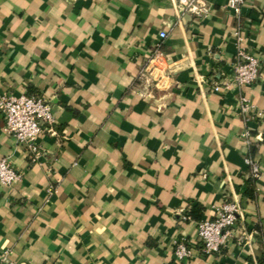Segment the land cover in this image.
Here are the masks:
<instances>
[{"label":"crops","instance_id":"1","mask_svg":"<svg viewBox=\"0 0 264 264\" xmlns=\"http://www.w3.org/2000/svg\"><path fill=\"white\" fill-rule=\"evenodd\" d=\"M204 2L197 17L175 0H0V99L43 93L58 133L31 162L0 110V159L21 173L0 185V264L264 261V140L242 137L264 118L239 109L264 110V0ZM239 47L257 79L214 91ZM236 199L237 227L206 253L188 212Z\"/></svg>","mask_w":264,"mask_h":264},{"label":"built area","instance_id":"2","mask_svg":"<svg viewBox=\"0 0 264 264\" xmlns=\"http://www.w3.org/2000/svg\"><path fill=\"white\" fill-rule=\"evenodd\" d=\"M175 2L177 7L197 17L205 16L210 10V6L205 4L204 0H175ZM244 3L245 0H226L225 7L234 13H240ZM165 35V32L160 33L161 38ZM259 69L258 59L239 47L230 75L223 80L214 81L212 89L214 91L240 89L257 79ZM239 109L242 114L253 113L258 118H264V110L255 107L244 96L240 97ZM0 110L4 118V130L16 139L18 145L24 147L31 162L38 161L44 155L39 144L40 137L44 134L58 137L52 104L43 93L5 95L0 99ZM242 137L246 144L260 142L264 140V129L257 131L254 135L246 129ZM244 160L250 168L251 175L258 178L260 168L257 161L249 155H245ZM19 178L21 173L7 159H0V185L9 186ZM51 189L50 187L48 190ZM241 215L242 207L236 199L224 203L216 210L214 217L197 221L196 231L203 242V250L206 253L220 251L237 227ZM175 253L179 259H183L189 257L190 250L183 243H179Z\"/></svg>","mask_w":264,"mask_h":264},{"label":"trees","instance_id":"3","mask_svg":"<svg viewBox=\"0 0 264 264\" xmlns=\"http://www.w3.org/2000/svg\"><path fill=\"white\" fill-rule=\"evenodd\" d=\"M247 194L249 195V196H252L253 194H252V192L249 190L248 192H247ZM188 215L190 216V217H192V218H194V219H202V215H201V212H200V207H198L197 205H195V206H193L192 208H191V210L188 212ZM260 264H263L264 263V261L261 259L260 261Z\"/></svg>","mask_w":264,"mask_h":264}]
</instances>
